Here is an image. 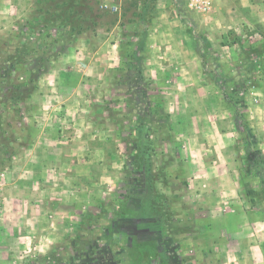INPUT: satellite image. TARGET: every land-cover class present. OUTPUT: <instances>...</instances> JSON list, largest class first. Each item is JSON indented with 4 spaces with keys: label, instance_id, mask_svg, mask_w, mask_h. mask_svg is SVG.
Instances as JSON below:
<instances>
[{
    "label": "rangeland",
    "instance_id": "obj_1",
    "mask_svg": "<svg viewBox=\"0 0 264 264\" xmlns=\"http://www.w3.org/2000/svg\"><path fill=\"white\" fill-rule=\"evenodd\" d=\"M42 1L0 0V139L17 151L0 172V264L53 251L67 264H240V248L264 250V0H217L207 15L157 0L145 22L132 0L108 2L117 12L99 0L97 25L64 39L37 23ZM153 101L170 118L150 123L149 189L127 165ZM185 167L241 177L207 211Z\"/></svg>",
    "mask_w": 264,
    "mask_h": 264
},
{
    "label": "trees",
    "instance_id": "obj_2",
    "mask_svg": "<svg viewBox=\"0 0 264 264\" xmlns=\"http://www.w3.org/2000/svg\"><path fill=\"white\" fill-rule=\"evenodd\" d=\"M157 0H132V5L137 7L139 13H137V18L141 22H145L149 17L150 13H153L156 9ZM99 0H43L40 2L41 6H44L38 10V14L36 15L37 23H41L47 29H56L59 38H67L72 35H80L89 30H92L97 25V20L100 15L97 10V5H99ZM140 6V7H139ZM58 42V40H57ZM240 41L237 40L236 44H239ZM264 44V43H263ZM208 45V44H207ZM41 50H46L43 46H38ZM50 52H55L56 49L51 47L49 49ZM42 69H39L36 73H40ZM211 77L213 81L219 85L221 88L224 87V83L216 74L211 73ZM234 90L233 93H236L237 96L233 97V102L241 101L237 92ZM24 93V92H23ZM22 93V94H23ZM234 95V94H232ZM21 94L16 97L20 99ZM149 115L143 118V123L138 124L137 128L132 131L135 136V139L130 143H135V148H129V155L133 157V162L131 165H127L129 169L139 168L145 173V179L148 184L149 189H153L155 182L159 181L158 177L154 175V156L156 155V140L153 137L152 131L150 128V123L155 122L160 125V122L168 123L170 116L161 108V106L157 102H150L149 104ZM1 123V122H0ZM161 129V126H160ZM166 131V130H165ZM2 136V132L0 129V137ZM16 148L12 142H5L0 139V172L8 167V165L12 162L13 158L16 156ZM260 153V152H258ZM247 159L251 164L256 163L254 153L251 149H247ZM248 175H251L250 170L246 171ZM258 175H260L258 173ZM167 181V179H166ZM89 216L83 217V226H88L87 220L90 219ZM82 227H78L75 235L78 237L81 236ZM151 257V255H149ZM43 260L47 263L55 262L56 264H67L59 257L57 253L54 251L48 254L43 258ZM178 264V263H176Z\"/></svg>",
    "mask_w": 264,
    "mask_h": 264
},
{
    "label": "crops",
    "instance_id": "obj_3",
    "mask_svg": "<svg viewBox=\"0 0 264 264\" xmlns=\"http://www.w3.org/2000/svg\"><path fill=\"white\" fill-rule=\"evenodd\" d=\"M235 173H236V170H233L232 167H228L221 174H219L217 176H215V175L209 176L206 174L205 171H203V169L196 170L192 174V172L185 167L181 176L184 179H187L189 181L188 183H190V184H191V182L193 183V181H194L195 190L192 192V197L195 198L196 205L207 210V211H210L212 204L209 206V204L206 203V200H208L209 202L211 200H216L215 198H212V197H215V196L220 197L221 193L223 194V196H227V198L229 200L232 199L233 193L235 191L234 188H237L236 187V182H237L236 180H237V178L241 177L240 174H239V176H236ZM207 179H211L210 183L212 184L210 191H208L209 194L206 193L205 190H201L200 187L198 188L199 185H197L198 181L204 180V182L206 183L208 181ZM196 185H197V187H196ZM188 186L191 187V185H189V184H188ZM206 197H209V198H206ZM213 208L215 209L214 206H213ZM232 208H234V211H235L234 214H235L236 219L238 218L240 221V219H242V217H244V214L240 213L241 209L239 208V206H234ZM253 229L255 231L252 234V236L256 237V234L258 233V229H255V228H253ZM255 232H257V233H255ZM233 235H234L233 241L237 242L239 245L242 244L241 242H243V240L240 239L241 237H238L239 231L236 232L233 229ZM258 235H259V233H258ZM253 241H255V240H253ZM255 243L256 244H254L250 249L251 252H248L249 251L248 247L245 248V250L240 248V252H239V256H238L239 258H237V259H240V261H239L240 264L242 263L243 259L248 260V257H249L250 264H264L263 247L261 244H258L257 242H255Z\"/></svg>",
    "mask_w": 264,
    "mask_h": 264
},
{
    "label": "built area",
    "instance_id": "obj_4",
    "mask_svg": "<svg viewBox=\"0 0 264 264\" xmlns=\"http://www.w3.org/2000/svg\"><path fill=\"white\" fill-rule=\"evenodd\" d=\"M111 0H102L101 8H109L112 12L118 11V6L113 5L109 6L108 2ZM174 2L183 3L188 10L191 12H196L199 15H207L210 14L215 7L217 0H173Z\"/></svg>",
    "mask_w": 264,
    "mask_h": 264
}]
</instances>
